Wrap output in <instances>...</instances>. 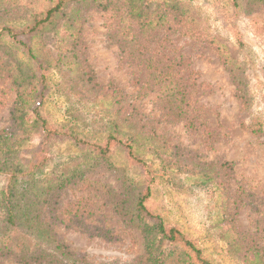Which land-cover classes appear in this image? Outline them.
Returning a JSON list of instances; mask_svg holds the SVG:
<instances>
[{
  "label": "trees",
  "instance_id": "trees-1",
  "mask_svg": "<svg viewBox=\"0 0 264 264\" xmlns=\"http://www.w3.org/2000/svg\"><path fill=\"white\" fill-rule=\"evenodd\" d=\"M230 1L238 5L240 0ZM36 4V9L23 8L15 17L11 12L20 5L0 0V48L14 53L11 59L0 55V76L10 82L15 95L10 124L0 130V264H93L56 236V229L63 228L106 241L117 237L96 217L100 216L96 198L63 200L79 184L81 189L96 186L117 220L141 237V256L106 264H264V248L250 234L240 237L237 228L243 199L242 188H232L233 164L182 151L156 127L183 125L187 135L197 137L210 152L218 136L190 97L189 85L178 70L181 61L164 53L163 46L161 51L151 47L159 39L152 33L183 23L184 9L178 0H38ZM91 11L108 13L107 26L113 32L108 40L118 47L125 66L132 68L131 87L136 91L129 97L113 80L100 84L89 62L82 27ZM52 32L60 37L54 56L45 48ZM160 40L170 41L166 35ZM218 58L236 98L243 101L239 67L228 53ZM54 92L65 99L68 125L52 124L42 115L45 99ZM151 94L158 120L141 106ZM85 122L90 135L74 127ZM254 128V134L264 136L263 126ZM53 142L77 149L82 162L50 173ZM118 152L123 156L121 170L112 162ZM99 169L117 174L120 188L87 179ZM131 170L137 171V179L128 177ZM156 188L205 196L207 219L222 235L232 236L230 242L219 234L213 237L224 250H217L215 241L207 248V236L190 235L155 214L149 202Z\"/></svg>",
  "mask_w": 264,
  "mask_h": 264
},
{
  "label": "rangeland",
  "instance_id": "rangeland-1",
  "mask_svg": "<svg viewBox=\"0 0 264 264\" xmlns=\"http://www.w3.org/2000/svg\"><path fill=\"white\" fill-rule=\"evenodd\" d=\"M4 1L14 6L20 5L18 10L11 12L15 17L27 8L36 9L38 5V0ZM178 6L184 9L183 23L178 28L167 25V32L160 30L152 33V36H158L159 39L153 40L151 47L154 51H161L163 46L164 53L171 52L181 61L178 70L189 85L190 97L202 107V120L215 129L218 136L210 152L203 149L197 137L188 136L183 125L159 123L157 130L164 134L167 142L179 146L182 151L233 164L232 188H242L243 200L236 215L240 237H249L250 234L264 248V136L252 132L257 125L263 126L264 131V4L254 0H240L238 5L230 0H178ZM107 24V12L91 11L84 16L82 37L88 59L100 84L113 80L129 97L136 91L131 87L132 68L125 66L126 60L121 59L118 47L112 40H108L113 32ZM164 35L170 39L169 42L160 40ZM59 41L60 37L53 36L52 32L45 42V48L53 56ZM221 53H228L239 67L238 75L242 79L245 101L240 102L236 98L235 87L218 58ZM13 54L5 47L0 48V55L11 59ZM125 56L123 54L122 57ZM9 83L0 76V130L10 124L9 109L15 95ZM153 96L151 94L145 98L141 106L146 114L158 120L159 113L153 109L150 101ZM64 105L65 99L54 92L45 99L41 108L42 115L52 124L68 125ZM87 125L89 122L81 123L79 128L74 127L90 135ZM51 155L50 173L59 170L65 172L82 162L80 152L68 144L53 142ZM112 162L116 169L121 170L122 154L115 153ZM137 175L135 170L128 172L129 178L137 179ZM116 177L117 174L112 175L104 169L87 175L89 181L109 185L117 190L120 181ZM85 186L81 189L79 184L68 190L63 200L71 201L80 196L96 198L94 206L100 214L96 217L100 218L102 225L111 228L117 237L106 241L78 231L57 228V239L74 252L86 254L93 264L123 263L141 256L143 247L139 233L130 231L117 220L110 206H105L102 193L97 191L96 186ZM206 204V197L196 191L170 193L166 189L156 188L149 207L168 224H175L184 232L201 239L207 236L210 240L205 244L207 248L215 241L217 250H224L223 243L217 242V238L213 239L222 234L217 225L207 219ZM230 236L221 237L230 242ZM225 254L223 257L228 256Z\"/></svg>",
  "mask_w": 264,
  "mask_h": 264
}]
</instances>
